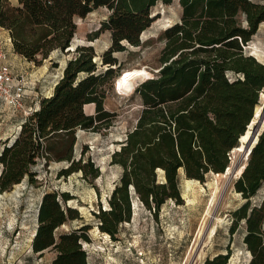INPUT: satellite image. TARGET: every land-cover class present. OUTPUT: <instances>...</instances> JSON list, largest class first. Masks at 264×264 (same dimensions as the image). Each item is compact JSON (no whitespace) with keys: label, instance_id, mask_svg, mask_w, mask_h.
<instances>
[{"label":"trees","instance_id":"1","mask_svg":"<svg viewBox=\"0 0 264 264\" xmlns=\"http://www.w3.org/2000/svg\"><path fill=\"white\" fill-rule=\"evenodd\" d=\"M173 0H0V27L8 31L12 51L39 65L53 51H64L76 33L75 18L105 7L109 14L99 27L110 33L111 44L100 55L92 45L76 46L53 92L39 100L25 116L19 132L0 153V193L25 177L34 182L31 166L66 160L61 176L82 171L96 179L94 162L72 159L75 131L109 128L116 113L105 108L121 64L114 55L126 44L141 45V34L157 18L152 10ZM180 21L159 35L164 43L157 72L135 89L141 109L110 163L121 168L108 208L99 207L96 225L116 239L118 227L131 218L133 195L157 217L168 200L180 201V171L186 179L203 181L208 173H224L230 151L239 145L264 92V63L245 47L264 21V0H178ZM94 104L87 114L85 105ZM64 149V150H63ZM264 181V131L234 181L245 200L231 212L229 232L243 224L248 264H264V198L250 200ZM68 193L47 192L38 211L32 251L41 255L53 248L52 264H89L82 242H89V224L55 234L67 220L79 219L75 208L60 202ZM230 253H219L204 264H227Z\"/></svg>","mask_w":264,"mask_h":264},{"label":"rangeland","instance_id":"2","mask_svg":"<svg viewBox=\"0 0 264 264\" xmlns=\"http://www.w3.org/2000/svg\"><path fill=\"white\" fill-rule=\"evenodd\" d=\"M152 12L158 15L141 34V45L134 47L125 43V51L114 53L121 64L120 75L134 68L147 69L148 75L122 87L116 83L120 75L115 78L105 100V108L117 114L113 124L100 131L78 129L74 133L76 142L72 148V159L77 161L82 158V163L86 160L94 162L100 175L92 179L79 170L61 176L60 171L67 168L70 162L54 159L45 165L43 158H38L31 166L33 183L25 177L11 190L0 193V264H52L56 256L53 248L41 255L32 251V240L39 225V207L47 192L68 193L70 200L63 202L60 199V202L75 208L80 215L79 219L67 220L55 230V234L84 224L90 225L86 232L89 242H82L89 264H204L206 258L228 252L230 258L227 264H248L250 253L243 243V224L240 223L233 235L229 232L231 212L245 201L233 187L248 162L249 155L246 156L247 152L243 149H232L230 164L225 172L208 173L203 181L187 180L180 171V201L168 199L157 217L153 209L149 211L133 195L131 218L118 227L116 239L101 232L96 225L99 207L108 208L107 202L121 172L118 165L110 163L111 155L119 149V143L135 124L141 109L134 89L157 71V58L164 45L159 35L165 28L180 21L181 17L178 0L169 5L159 3ZM108 14V9L101 7L84 18H75L77 30L71 47L53 51L39 65L20 69L15 62L17 65H13V73L25 74L32 84L24 97L23 107L15 108L0 100V153L17 136L28 112L39 106L41 98L51 93L65 64L74 56L76 46L92 45L100 63V55L111 44L110 33L99 30ZM2 32L0 29V42L5 50L10 49L9 53H12L11 46L4 45ZM262 95H259L257 105H263ZM91 105L93 107H85L87 113L93 112L94 105ZM238 142L240 144V139ZM263 198L264 181L250 202L257 204Z\"/></svg>","mask_w":264,"mask_h":264},{"label":"built area","instance_id":"3","mask_svg":"<svg viewBox=\"0 0 264 264\" xmlns=\"http://www.w3.org/2000/svg\"><path fill=\"white\" fill-rule=\"evenodd\" d=\"M245 49L251 55L254 54V50L250 45H247ZM31 84L32 82L25 74L13 73V69L8 61V53L0 42V100L15 108L23 107L24 97ZM36 109H38V105L35 109L30 110L28 115Z\"/></svg>","mask_w":264,"mask_h":264},{"label":"crops","instance_id":"4","mask_svg":"<svg viewBox=\"0 0 264 264\" xmlns=\"http://www.w3.org/2000/svg\"><path fill=\"white\" fill-rule=\"evenodd\" d=\"M0 29L3 31L2 37H4V45L5 44L9 45L12 48L11 39H10L8 31L4 30L3 28H0ZM249 45L254 50V54H252V55L259 62L264 63V21L259 25V27H258L256 33L253 35ZM9 51H10V49L6 50V52L8 53V61L11 65L12 69H13V65L16 66L17 64H18V66H20V69H25V68H28L29 66L34 67L33 62L27 61L25 58L15 54L14 52L9 53ZM11 55H13V57H11ZM15 62H17V64ZM55 84H56V82H55ZM55 84L53 85V88H54ZM53 88L51 90V93L48 96H50L52 94ZM86 106H92V105L88 104V105H85V107ZM85 107H84V110H85ZM93 113H94V108H93V112L87 113V114H93Z\"/></svg>","mask_w":264,"mask_h":264},{"label":"bare ground","instance_id":"5","mask_svg":"<svg viewBox=\"0 0 264 264\" xmlns=\"http://www.w3.org/2000/svg\"><path fill=\"white\" fill-rule=\"evenodd\" d=\"M71 47V46H70ZM147 70V69H146ZM144 68H134V69H129V70H125L122 75H120L117 78V85L119 87L124 86L127 83H132L135 82V80L147 76L148 72L146 71ZM150 74V73H149ZM262 97H263V101H264V92L262 93ZM264 103V102H263ZM264 117V109H262V104L256 105L255 106V117L252 118V120L250 121L249 125L247 126V130L245 132V134H243L240 137V144L238 145V147L235 148V150L241 151L243 149L244 144L248 141L254 138V134H252V127L253 125L256 123L257 119ZM252 134V135H251ZM255 143V141L253 142V144ZM252 144V146H253ZM251 146V148H252ZM245 156V155H244ZM245 159V157H244ZM242 167V166H241ZM227 169V168H226ZM231 171V170H230ZM234 173V172H233ZM223 175V174H222ZM188 180V179H187ZM193 180V179H192ZM17 185V184H16ZM214 199V197H213ZM213 199L211 202H213ZM211 232V231H210ZM198 242V241H197ZM194 243V242H193ZM201 249V248H200ZM201 251V250H200ZM198 255V254H197ZM188 256V255H187ZM201 256V255H200ZM199 256V257H200ZM199 261V260H198ZM195 264V263H194Z\"/></svg>","mask_w":264,"mask_h":264},{"label":"water","instance_id":"6","mask_svg":"<svg viewBox=\"0 0 264 264\" xmlns=\"http://www.w3.org/2000/svg\"><path fill=\"white\" fill-rule=\"evenodd\" d=\"M140 40H141V37H140ZM155 72H157V71H155ZM262 109H264V103L262 105ZM254 117H255V108H254V113H253L252 118H254ZM251 131H252V134H254V138L251 140H248L243 146V151L247 152L246 156L249 155L250 151L252 150V148L254 147V145L258 141L259 135L264 131V117L257 119V121L253 125ZM254 141H255V143L253 144ZM252 144H253V146H252ZM251 146H252V148H251Z\"/></svg>","mask_w":264,"mask_h":264}]
</instances>
